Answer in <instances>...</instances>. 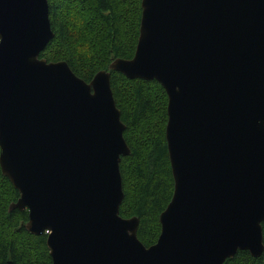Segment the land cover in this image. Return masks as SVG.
Segmentation results:
<instances>
[{"label": "water", "instance_id": "95a60500", "mask_svg": "<svg viewBox=\"0 0 264 264\" xmlns=\"http://www.w3.org/2000/svg\"><path fill=\"white\" fill-rule=\"evenodd\" d=\"M48 0H0V169L51 264H224L264 251V0H141L133 57L89 82L39 54ZM111 71L167 95L173 192L156 242L122 217ZM7 264H11L8 262Z\"/></svg>", "mask_w": 264, "mask_h": 264}, {"label": "trees", "instance_id": "16d2710c", "mask_svg": "<svg viewBox=\"0 0 264 264\" xmlns=\"http://www.w3.org/2000/svg\"><path fill=\"white\" fill-rule=\"evenodd\" d=\"M48 5L54 37L40 58L65 61L89 82L98 71L108 70L115 58L133 57L141 0H48ZM110 84L131 151L120 161L124 198L119 213L138 217L137 237L148 247L159 236V215L174 186L165 140L167 95L155 80L128 79L115 71ZM17 198L0 169V264H51L46 234L33 235L25 229L27 210H9ZM262 232L264 243V222ZM224 264H264V251L257 258L238 251Z\"/></svg>", "mask_w": 264, "mask_h": 264}]
</instances>
